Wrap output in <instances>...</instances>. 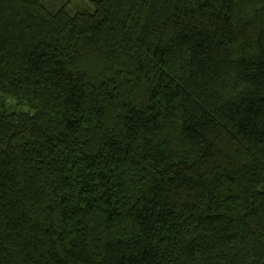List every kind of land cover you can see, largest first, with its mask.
Listing matches in <instances>:
<instances>
[{
    "label": "trees",
    "instance_id": "16d2710c",
    "mask_svg": "<svg viewBox=\"0 0 264 264\" xmlns=\"http://www.w3.org/2000/svg\"><path fill=\"white\" fill-rule=\"evenodd\" d=\"M70 2L0 0V264H264V0Z\"/></svg>",
    "mask_w": 264,
    "mask_h": 264
},
{
    "label": "rangeland",
    "instance_id": "374dc122",
    "mask_svg": "<svg viewBox=\"0 0 264 264\" xmlns=\"http://www.w3.org/2000/svg\"><path fill=\"white\" fill-rule=\"evenodd\" d=\"M42 2H43V4L45 5V6H53V5H55L56 3H58L59 1H61V0H41ZM74 1L75 0H71V2L69 3V7L70 6H72V4L74 3ZM84 1H87L88 2V0H84ZM8 103L10 104V105H14V102L12 101V100H8ZM21 109H23V110H28V108L27 107H22Z\"/></svg>",
    "mask_w": 264,
    "mask_h": 264
}]
</instances>
